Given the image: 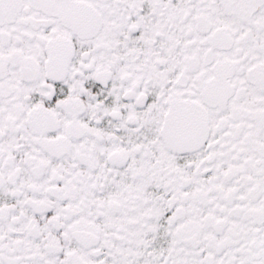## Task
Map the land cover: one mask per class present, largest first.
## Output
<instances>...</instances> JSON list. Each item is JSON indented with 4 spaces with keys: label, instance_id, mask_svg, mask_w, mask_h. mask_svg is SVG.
Segmentation results:
<instances>
[{
    "label": "snow or ice",
    "instance_id": "obj_1",
    "mask_svg": "<svg viewBox=\"0 0 264 264\" xmlns=\"http://www.w3.org/2000/svg\"><path fill=\"white\" fill-rule=\"evenodd\" d=\"M0 264H264V0H0Z\"/></svg>",
    "mask_w": 264,
    "mask_h": 264
}]
</instances>
